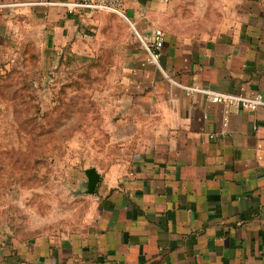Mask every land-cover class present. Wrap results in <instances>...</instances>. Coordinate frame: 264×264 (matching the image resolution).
<instances>
[{
    "label": "crops",
    "instance_id": "1",
    "mask_svg": "<svg viewBox=\"0 0 264 264\" xmlns=\"http://www.w3.org/2000/svg\"><path fill=\"white\" fill-rule=\"evenodd\" d=\"M73 1L0 0V51L40 37L60 58H103L121 158L90 167L101 179L78 230L0 229V264H264V107L204 92L264 95V0H125L132 25ZM155 27L161 57L145 64Z\"/></svg>",
    "mask_w": 264,
    "mask_h": 264
},
{
    "label": "rangeland",
    "instance_id": "2",
    "mask_svg": "<svg viewBox=\"0 0 264 264\" xmlns=\"http://www.w3.org/2000/svg\"><path fill=\"white\" fill-rule=\"evenodd\" d=\"M39 38L0 51V229L25 236L78 230L92 209L84 170L121 158L110 66Z\"/></svg>",
    "mask_w": 264,
    "mask_h": 264
},
{
    "label": "built area",
    "instance_id": "3",
    "mask_svg": "<svg viewBox=\"0 0 264 264\" xmlns=\"http://www.w3.org/2000/svg\"><path fill=\"white\" fill-rule=\"evenodd\" d=\"M66 6L69 13H73L76 10H83L90 14L95 11L111 12L119 15L132 25L126 12L125 0H75L71 3H67ZM135 34L140 41L144 42L138 31H135ZM151 35V40L148 43H144L147 51L145 64L157 65L161 57L165 33L161 28L155 27ZM193 91L204 90H200L199 88H189L187 94L190 95ZM204 92L210 96L213 103H223L238 110L256 111L260 107H264V95L262 93L245 95L210 91Z\"/></svg>",
    "mask_w": 264,
    "mask_h": 264
},
{
    "label": "water",
    "instance_id": "4",
    "mask_svg": "<svg viewBox=\"0 0 264 264\" xmlns=\"http://www.w3.org/2000/svg\"><path fill=\"white\" fill-rule=\"evenodd\" d=\"M87 177L86 182L84 183V192L88 194H93L100 182L101 175L96 168H88L85 170Z\"/></svg>",
    "mask_w": 264,
    "mask_h": 264
}]
</instances>
